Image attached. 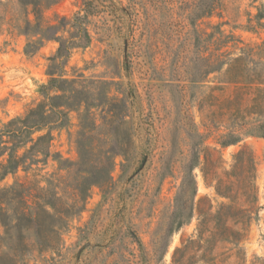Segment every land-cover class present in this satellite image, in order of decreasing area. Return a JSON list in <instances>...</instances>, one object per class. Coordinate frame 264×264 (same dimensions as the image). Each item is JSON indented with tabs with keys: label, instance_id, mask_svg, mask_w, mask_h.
Instances as JSON below:
<instances>
[{
	"label": "rangeland",
	"instance_id": "obj_1",
	"mask_svg": "<svg viewBox=\"0 0 264 264\" xmlns=\"http://www.w3.org/2000/svg\"><path fill=\"white\" fill-rule=\"evenodd\" d=\"M1 1L0 128L36 106L51 77L66 79L65 92L53 87L47 93H64L62 100L72 105L63 124L57 120L41 131L51 134L49 154L0 180L4 188L28 180L46 186L49 179L60 196L52 209L36 200L32 183L10 202L37 223L23 228L22 239L0 224L6 264H174L175 249L196 233L198 201L215 211L226 200L204 181V153L223 173L243 146L256 162L258 211L238 246L218 241L214 253L219 264H264V138L244 135L221 147L220 135L242 125L236 108L225 110L224 103L237 86L223 81V70L211 72L222 59L217 53L233 56L236 45L264 44V0H92L87 14L85 0H58L44 18L65 44L75 43L58 59L53 38L26 51L37 36L18 30L24 25L18 0ZM85 14L82 26L70 25ZM259 57L264 68V50ZM107 167L108 185L85 190L83 178ZM176 205L184 223L169 232ZM46 209L62 220L56 235L48 231ZM201 245L192 249L201 253Z\"/></svg>",
	"mask_w": 264,
	"mask_h": 264
},
{
	"label": "trees",
	"instance_id": "obj_2",
	"mask_svg": "<svg viewBox=\"0 0 264 264\" xmlns=\"http://www.w3.org/2000/svg\"><path fill=\"white\" fill-rule=\"evenodd\" d=\"M22 9L23 28L20 32L24 34H31L37 36L36 40H28L26 43V51L36 41L53 38L59 41V46L54 55V59L66 57L71 48L75 47V43L69 44L56 35L58 29L49 25L44 18V12L50 6L56 4L58 0H18ZM92 0L84 1V11L87 14L88 8L91 7ZM0 5L2 1L0 0ZM214 5H209V12H213ZM85 15H76L71 19L70 25L82 26V20ZM32 16V17H31ZM4 17L0 16L1 20ZM259 20V19H258ZM260 22V21H259ZM264 28V22H260ZM16 24L15 27L19 28ZM53 29V33H48ZM83 31H87L83 28ZM222 35V31H220ZM227 42V41H226ZM240 41L237 40L239 44ZM239 53L231 55L229 52L217 53V58L222 59L219 65L211 69V72L222 71L223 81L225 83L236 85V91L231 98L224 99L226 104L225 110L236 108L239 113L238 120L241 121L240 127L227 128L226 132L219 137L221 147H226L231 144L239 142L244 135L258 134L264 138V68L262 67V58L256 59V54L264 50L262 45L242 44L236 45ZM66 79L51 77L46 85H41L43 89V99L37 103L35 107L30 108L23 116L16 117L9 120L0 128V180L7 174L15 172L19 167L27 171L32 168L33 164L42 161L44 157L49 154L48 143L51 139L49 131L41 132L49 124L57 122L58 125L63 124L68 110L72 108L71 103H65L62 98L65 94L49 95L48 89L55 88L65 92L63 85ZM254 116H259L255 119ZM40 132L34 136V133ZM84 129H82V134ZM83 144V143H82ZM21 154L18 150L25 147ZM84 147V144L82 145ZM87 152V151H86ZM218 165L211 160L209 153H204L203 164L201 167L204 181L213 186L215 192L224 197L226 200L222 201L219 207L213 211L212 205L206 208L201 207L198 201L196 210L198 212V221L196 226V233L192 237L182 241V246L177 247L172 255V262L174 264H194L198 260H203L208 264H219L217 257L220 253H214V246L219 242H228L238 246L240 241L244 238L245 232L248 230L252 219L258 211V187L256 184V162L252 152L247 146H243L233 155V163L229 169L218 173L215 169ZM189 172L192 173L193 164L189 166ZM218 168V167H217ZM107 170V171H106ZM40 180H28L24 183H15L8 187L0 188V224L4 227V232L7 230H17L18 238L22 239L23 228L25 230L35 221L34 216L28 210L16 211L15 208L10 207V202L13 199L22 197L27 184H32L40 195L36 196V200H42L44 205H49L52 209L55 207V201L60 200L55 187L50 188L49 179H46V186L39 185ZM85 183V190L91 185H98L100 187L107 186L109 183V168L105 172L99 171L91 178H83ZM79 188V187H77ZM84 189V187H83ZM84 199L81 197V200ZM179 206L173 209L169 232L179 229L184 223L181 209ZM15 210L14 215H8V211ZM48 217L51 219L47 225L48 231L53 234H58L62 227V220H55L54 213L45 210ZM34 223H37L35 221ZM64 226V225H63ZM45 246H51L50 241H45ZM203 245L201 253H197V249L193 250L195 245L200 248ZM191 245V246H189ZM188 252H185L186 249ZM232 247L227 248L224 253L226 257L230 255ZM178 251H182L184 255L176 256ZM223 254V253H221ZM8 253L0 250V264H6ZM13 261V263H12ZM11 264H18L20 260H12Z\"/></svg>",
	"mask_w": 264,
	"mask_h": 264
}]
</instances>
